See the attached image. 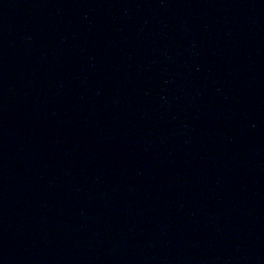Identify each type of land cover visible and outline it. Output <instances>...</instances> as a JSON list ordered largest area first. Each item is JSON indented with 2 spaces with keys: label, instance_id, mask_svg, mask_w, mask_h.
Wrapping results in <instances>:
<instances>
[{
  "label": "water",
  "instance_id": "obj_1",
  "mask_svg": "<svg viewBox=\"0 0 264 264\" xmlns=\"http://www.w3.org/2000/svg\"><path fill=\"white\" fill-rule=\"evenodd\" d=\"M0 264H264V0H0Z\"/></svg>",
  "mask_w": 264,
  "mask_h": 264
}]
</instances>
